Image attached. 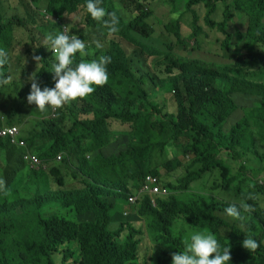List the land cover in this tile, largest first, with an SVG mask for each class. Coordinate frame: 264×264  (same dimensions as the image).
Listing matches in <instances>:
<instances>
[{
	"label": "trees",
	"instance_id": "1",
	"mask_svg": "<svg viewBox=\"0 0 264 264\" xmlns=\"http://www.w3.org/2000/svg\"><path fill=\"white\" fill-rule=\"evenodd\" d=\"M146 1L148 0L136 2V6L141 10L135 18L119 23L121 36L140 43L144 48L148 45L142 40L149 39L154 33L147 23L151 10L145 8ZM86 2L87 0H43L41 5L45 6L51 16L59 19L63 15L75 13L81 5L86 6ZM167 2L172 12L177 4L184 3L185 11L192 16L191 37L194 35L195 42L196 37L203 31L202 26L198 25L199 18L194 7L203 5L206 9L205 24L217 29L224 36L221 44L223 50L228 49L234 39L227 31L233 18L234 7L239 8L244 15L249 13L255 18L264 14V0ZM219 3L223 4L225 9L223 21L218 23L211 17ZM109 5L111 11L117 14L115 3L110 2ZM87 21L89 25H93L90 15ZM15 25H20V22L15 23L0 16V48L7 50L10 47ZM25 25L23 22V26ZM166 31L175 39V49L177 46L188 47L182 37L178 19L171 20L166 26ZM259 32L251 26L249 33H253L254 37L248 44L240 45L243 54L238 56L237 66L264 65V34L259 36ZM241 39L242 35L237 34V41L240 42ZM110 48L118 54L120 61L108 64V83L98 87L87 99V107L82 112L93 116L75 122L67 131L62 127L61 118L47 119L40 135L37 136L44 142L35 147L37 137L27 140L29 148L41 158H50L59 151L75 156L77 166L73 170V178H79L81 187L63 189L64 184L76 182L64 174V182L59 180L57 183L61 186L60 190H47L41 194L35 193L30 197H17L13 200L0 192V264H55L54 254L59 251V247L72 242L79 245L81 264H133L137 259L143 230L126 222H121L116 229L111 230V218L116 211L121 210L120 204L127 202L128 194L140 187L145 176L150 174L153 153L158 151L164 154L169 143L185 141L183 156H191L193 164L200 166L195 170H187L180 180L178 190H188L192 184L200 183L205 175L216 168L222 169L223 183L228 187L237 183L234 186L236 193L242 194L246 199L250 192H244L242 184L248 181L257 185L256 177L246 166L239 164L238 171L243 177L240 180L239 174L231 175L223 163V157L239 162L243 155L238 149L244 146L251 134L250 112L228 131L225 130V123L234 116L237 109L232 97L238 90L234 84L241 83L227 74L230 62L214 56L210 59H190L177 52L173 55L172 52L161 51L158 46H148L154 55L164 56L174 63L173 66H165L160 70V74H166V83L162 82L157 86L174 94L176 112L167 115L156 101L149 98L142 87L143 82L137 80L130 69L128 56L126 55V59L123 56L125 51L120 43L111 41ZM174 56L179 60L175 61ZM81 60L90 59H82L77 53L75 63ZM50 69L52 64L44 61L36 74L39 84L45 85L48 81ZM217 81L224 83V90L217 87ZM252 85L264 88V85ZM251 109L254 123L258 126V134L264 139V95L253 101ZM109 119L130 123L132 132L125 134L111 130ZM118 135H126L127 143L117 154L105 156L102 152H91V156H87L81 150L84 140ZM2 140L0 139V149L6 147ZM3 141L12 147L6 140ZM121 158L126 160V164L122 165L125 168L123 173L117 167ZM181 165L180 160L173 159L166 161L163 167L167 172H172ZM22 166L27 171L32 170L24 162ZM51 172L57 173L54 170ZM58 172L63 174L60 168ZM1 175H5L2 169ZM30 176L40 183H48V174L44 172L31 171ZM6 189L9 192L11 185H7ZM226 208V202L218 201L214 195L208 199L202 195L189 199L170 195L167 198H157L156 206L150 197L146 196L139 212L150 218L151 233L164 245L180 249L184 247L182 236H176L173 232L176 219L184 218L213 233L222 248H231L232 260L229 264H264V213H243L241 210L243 215H248L245 227L242 228L232 222V218L228 219L224 211ZM19 229L25 231L22 238L9 242L7 237ZM125 230L128 234L121 241ZM249 235L259 243L254 252L242 246L243 240ZM73 255L71 249H66L62 257L63 262ZM164 255L165 258L158 264H171L166 257L168 254L164 252Z\"/></svg>",
	"mask_w": 264,
	"mask_h": 264
},
{
	"label": "rangeland",
	"instance_id": "2",
	"mask_svg": "<svg viewBox=\"0 0 264 264\" xmlns=\"http://www.w3.org/2000/svg\"><path fill=\"white\" fill-rule=\"evenodd\" d=\"M43 0H33L32 4H26L23 0H0V16L4 19H9L15 23L20 22V25H15L13 30V41L10 47L5 50L8 54V63L0 71L3 72L4 77H10V83L0 87V130L7 126H16L20 129V138L25 141L29 148L27 140L31 137L40 135L43 123L47 119H57L63 121L62 127L64 130H69L73 127L75 122L79 120H86L92 114H83V109L87 107V99L78 100L70 105H65L62 109L53 111L49 109L47 113L39 112L35 105H30L27 102V96L30 93L31 82L28 77L36 72L37 74L44 61L54 62V55L48 48L49 45L45 44V37L48 33H57L64 31L66 26L68 34H75L83 39L87 44V56L80 57L90 60L98 59L100 56L111 57L112 61H120L118 54L110 48L111 41H118L123 47L126 55L129 58L130 69L135 74L139 82H143L142 87L148 93L151 100L156 101L163 113L173 114L176 112V103L174 101V94L167 92L163 88L157 87L159 84L166 83L165 73L160 74V70L165 66H173L174 63L169 61L164 56L154 55L148 46H158L161 51L172 52V54L179 53L180 55L194 59L204 58L210 59L212 56L224 59L231 64L228 67L227 74L236 78L241 83H235L234 86L238 88L232 94L234 102L237 106L233 117L225 123V130L228 131L236 122L240 121L247 113H249V120L251 124V134L248 141L239 148V152L243 155L239 162L231 161L223 157V163L230 171L231 175H238L239 179L243 177L238 171L239 164L246 166L251 170V174L256 177L257 185L251 182L242 184L244 192H250V195L255 199L247 200L242 194L236 193L235 187L237 183L228 187L223 183L222 169L216 168L214 171L208 173L200 183L192 184L188 190H178L180 180L187 173L188 169H197L200 166L193 164L191 156H183V146L185 141H177L169 143L165 148V153L161 154L155 151L151 158L152 172H158L156 176L161 179L162 185L172 191L180 199H189L198 195L207 197H214L218 201L226 202V206L233 204L232 201L246 202L253 206L255 212L263 215L264 213V139L262 135L258 134V126L255 125L253 119L252 103L257 97L264 95V88L254 86L252 84L264 85V65L253 64L252 66H237L236 60L243 52L240 49L242 43L248 44L254 37L253 33H249L251 26L259 30V36L264 34V14H260L257 18L251 17L249 13L244 15L240 9L234 7L233 18L228 26V32L234 36L232 45L226 49H222V41L224 36L215 28H210L205 24L206 9L203 5L194 7L198 15V25L202 26V34L198 37L192 35L193 22L192 16L189 12L185 11L184 3L177 4L176 9L172 12L167 0H148L144 3L147 10H151V15L147 23L153 28V35L146 40H142L148 46L144 48L140 43L125 39L121 36L120 32L109 35V30L105 27L103 22H97L92 19L93 25H89L87 18L86 6L81 5L79 9L71 15H63L59 19H54L49 15L45 6H42ZM138 0H103L101 7L105 8L108 12H112L109 3H115L117 16L123 23L125 21L135 18L141 8L136 6ZM233 3V1H232ZM231 3V4H232ZM225 6L221 3L217 5L215 14L211 17L215 22L223 21V11ZM253 10V7H252ZM45 11V14L43 12ZM178 19L181 22V33L183 39L187 42L186 48L177 46L175 47V39L166 31V26L171 20ZM26 23V27H19ZM237 34L242 35L240 42L237 41ZM141 39V38H140ZM100 41L103 45L102 48H97L94 41ZM33 54L42 57L40 66L36 68V63L32 59ZM175 61L179 60L174 56ZM89 60V61H90ZM49 72V79L44 87L52 88L55 86L53 80L54 73ZM217 87L224 90V83L217 81ZM93 118V117H90ZM109 127L111 130H125L129 128L128 124H123L117 120L109 119ZM43 139L36 140L35 147L39 146ZM6 146L0 149V169L5 172L1 175L0 179L5 180L7 185H11V189L6 197L8 199H15L17 197H30L35 193H43L47 190H60L61 186L57 183L59 180H65L64 174L71 182L64 184L63 189L80 188L81 184L78 179L73 178V170L77 166L75 156L64 153L61 162H53L48 167L45 173L48 174V183H40L37 179L31 178V171H27L22 166V151L9 147L6 142L2 140ZM127 143L125 136H101L94 139L92 142L84 140L82 142L81 150L87 156H91V152H102L105 156L117 154L119 149L125 148ZM33 153V150L29 148ZM119 155V153H118ZM178 159L182 163L181 167L172 172H167L163 167L164 163L168 160ZM68 160V162H66ZM126 164V160L121 158L120 164L117 166L121 172L125 171L122 165ZM60 168L63 174L58 172ZM51 170L57 173H52ZM153 174V173H152ZM162 198V197H161ZM236 204V203H235ZM239 204H237L238 206ZM129 212L128 215H121V218L113 216L109 228L114 230L118 227L120 220L122 222L131 223L136 228L143 230L140 236L141 242L137 251V259L133 264H158L165 258L164 252L168 254V259L172 264V254L183 252L185 244L182 249L172 245H164L155 239V235L151 233L149 228L150 218L139 214V208L130 206L127 202L123 205V212ZM244 221H237L232 219L239 227L244 228L248 215H244ZM228 219L231 217L227 216ZM204 229L196 224L190 223L184 218H177L173 232L176 236L181 235L183 240L190 239L191 234L203 231ZM25 231L19 229L14 234L9 235L7 240L9 242L15 239H21ZM128 234L125 230L123 236L120 238L123 241ZM71 249L74 253L73 257L63 262V254L66 249ZM55 264H81V256L79 245L76 242L65 244L59 247V251L54 254Z\"/></svg>",
	"mask_w": 264,
	"mask_h": 264
},
{
	"label": "clouds",
	"instance_id": "3",
	"mask_svg": "<svg viewBox=\"0 0 264 264\" xmlns=\"http://www.w3.org/2000/svg\"><path fill=\"white\" fill-rule=\"evenodd\" d=\"M23 1L26 4H32L33 2V0ZM100 5H102L101 0H87V13L91 16L93 20L97 22H103L105 27H107L109 30V35H114L118 33L120 20L116 12H108L105 8L101 7ZM43 14H45V11L43 12ZM105 17H107V19H105ZM19 27H26V25H21ZM94 43L96 44L97 48L103 47L101 42L98 40L94 41ZM45 44L49 45L48 48L52 51L54 55V62H49L50 64H52L51 72L54 73L53 80L55 81V86L52 88L44 87L42 89L41 86L44 85L38 83V77L35 74L36 72L32 73L28 77V80L31 82V89L29 95L27 96V102L30 105H35L36 109L39 112L47 113L49 109L56 111L62 109L65 105H70L73 102H77L78 100L86 99L91 94L95 93L98 87H103L108 83L109 73L107 66L111 62V57L102 55L98 59H92L91 61L81 60L79 63H75L77 53H79L81 57L87 56L88 53L86 49L88 46L85 41L79 38L77 35H69L66 26L64 27V31H60L55 34L48 33L45 37ZM32 59L36 63V68H38L40 66V61L42 60V57L33 54ZM7 63L8 54L4 49L0 48V70H2ZM10 80V77H4L3 72L0 71V87L9 84ZM117 121L129 125L128 129L117 130L119 131V133L126 134L132 132L130 123L123 122L121 120ZM9 127L16 126H7L3 129ZM2 130H0V133L2 132ZM18 130V144H12L9 138L1 135L0 139L6 140L10 146L22 151V161L32 169L31 171L45 173L48 167L52 165V161L61 162L63 160L64 153H67L65 151H59L50 158H41L40 156H38L34 152L32 153L29 150L25 141L20 138L21 132L19 128ZM20 142H23L24 145H19ZM26 155L36 157L40 161V165L31 166L25 159ZM149 177L158 181L156 186H158L161 190H164V193L150 195L147 192L142 195L139 194V190H141V188L146 183L151 184V182L147 181ZM5 184V180L0 179V192L7 195L8 191L5 187ZM170 195H173L172 191L162 185L161 179L156 176V174L150 173L145 176L140 187L133 189L128 194L127 204L136 208H140L144 198L146 196H149L154 206H156L157 198H167ZM131 197L133 199H131ZM247 199H255V197L249 195ZM232 202L234 203L229 205L224 211L229 217L234 220L244 221L245 216L242 214L241 210H243V213H249L254 211L253 206L248 204L246 200H241L240 202ZM235 203H239V206H237V204ZM123 205L124 203L120 204L121 210L116 211L118 212V216L120 218L122 214L125 216L129 214V212H127L126 210L123 212ZM121 222L122 221L120 220L119 224ZM184 244L185 250L183 252L180 251L178 253L172 254V264H229V262H231L232 260L231 248H222L216 236L207 229L191 234L190 239L185 240ZM242 246L246 250L254 252L259 247V243L254 238H252V236L249 235L243 240Z\"/></svg>",
	"mask_w": 264,
	"mask_h": 264
},
{
	"label": "built area",
	"instance_id": "4",
	"mask_svg": "<svg viewBox=\"0 0 264 264\" xmlns=\"http://www.w3.org/2000/svg\"><path fill=\"white\" fill-rule=\"evenodd\" d=\"M18 128L17 127H9V128H5L2 130V132L0 133L1 136L7 137L10 139L12 144H18L17 141V135H18ZM19 145L23 146L24 143L20 142ZM25 159L28 161V163L31 166H39L40 165V161L34 157V156H30V155H26ZM148 182H151V184L146 183L141 190H139V194H145V193H149L150 195L153 194H158V193H164V190H161L158 186H156L157 184V180L156 179H151L150 177L147 179ZM131 199H133L131 197Z\"/></svg>",
	"mask_w": 264,
	"mask_h": 264
},
{
	"label": "crops",
	"instance_id": "5",
	"mask_svg": "<svg viewBox=\"0 0 264 264\" xmlns=\"http://www.w3.org/2000/svg\"><path fill=\"white\" fill-rule=\"evenodd\" d=\"M118 215V212H116L113 216H117ZM113 221V220H112Z\"/></svg>",
	"mask_w": 264,
	"mask_h": 264
}]
</instances>
